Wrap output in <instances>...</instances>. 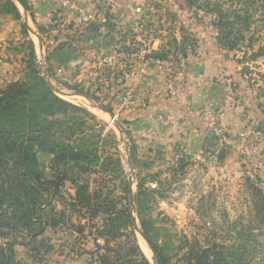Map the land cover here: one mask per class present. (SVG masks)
I'll use <instances>...</instances> for the list:
<instances>
[{"label":"rangeland","instance_id":"rangeland-1","mask_svg":"<svg viewBox=\"0 0 264 264\" xmlns=\"http://www.w3.org/2000/svg\"><path fill=\"white\" fill-rule=\"evenodd\" d=\"M13 1L16 3V0ZM176 1L167 0V8L161 10L155 5L152 15L146 16L133 29L139 34L142 30V35L145 34L150 39L159 35L158 31H162L168 53L185 54L193 39L186 35L183 24L171 16L177 10L173 4ZM178 2L185 6L189 11L187 14H190L191 19L194 18L193 22L201 30L214 31L215 44L226 57L236 63L239 68L238 77L246 81L257 95L263 96L264 0H196L194 6L188 5V0ZM207 2L211 5L219 4L228 20L235 22L229 39L219 37V28L213 25L217 20L216 14L207 12ZM20 10L19 19L10 14H0V90L14 82L26 80L29 68H33L57 97L84 109L99 125H104V136L113 135L117 140L122 138L127 142L126 137L121 136L118 131V127H122L120 119L111 122V116L116 106L114 96L128 88L120 87L117 83L111 85L116 80H111L109 65L102 63L109 57L108 51L89 53L95 49V45L107 46L111 40H98L96 43L88 42L89 44L82 40H73V51H63L60 58H53V44L62 47L64 43H69L67 25L58 23V18L55 17L49 21H38L37 25L33 23L35 28L31 24V6L29 5L28 10ZM237 16L243 20H237ZM26 21L31 33H39L40 42L26 30ZM176 32L181 33L180 41L185 37L184 48L182 44H172ZM228 42L235 45L232 50L226 48ZM73 54L76 59L82 57L80 55L85 56L89 64L82 67L79 64L78 69L66 70L64 61L74 57ZM98 62L102 66H97ZM113 75L116 77L117 72ZM228 84L229 82H224L227 91L232 87ZM215 102L216 104L211 101L208 108L209 111L217 112L219 118L225 106L223 101ZM94 110L97 114L92 112ZM105 112H109L110 116H106ZM169 121L171 123L172 120ZM219 127L224 128L220 123ZM120 143L109 144L105 150L121 159L123 179L130 189L132 208L135 204L138 177L145 180L147 188L156 191L147 205V217L153 224L152 239L161 249L166 250L165 255L170 258V264H182L183 258L190 257L191 251L197 249V244L204 249L212 244L232 246L237 239V233L243 234V239L247 241L245 263L264 264V169L256 164L253 151L249 154L245 150L230 153L225 149V144H219L221 150L216 153L198 149L202 153L198 152L193 157L186 156L176 161L179 151L172 144ZM131 146L135 148L134 162L129 151ZM40 162L46 163L47 160L42 157ZM103 177V174L91 175L84 177L82 181L89 184L90 190H98L103 185ZM108 190H113L115 200L122 195L117 183H107ZM256 190H260L262 196H257ZM74 191V187L67 181L60 187V195L67 205L69 196ZM57 204L59 210L64 208L66 211L63 222L56 228L44 229V234L38 237L45 239L52 250L47 254L41 251L35 255L24 245H16V260L23 264H97L96 249L92 241L94 235H88L86 228L83 234L78 233L79 225H85L86 219L80 220L78 215L71 213L63 206V201L58 200ZM132 216L140 229L136 215ZM94 223L101 225L98 219ZM133 233L141 250L140 244L145 242L134 229ZM5 242L7 238L0 237V244ZM119 242L120 240L110 242V248L115 247L116 251ZM98 244L102 245L103 241H98ZM149 251L151 252L150 249ZM144 257L147 258L145 255ZM147 260L150 264H157L152 252Z\"/></svg>","mask_w":264,"mask_h":264},{"label":"trees","instance_id":"trees-1","mask_svg":"<svg viewBox=\"0 0 264 264\" xmlns=\"http://www.w3.org/2000/svg\"><path fill=\"white\" fill-rule=\"evenodd\" d=\"M19 3L29 9L27 0ZM195 3L188 0L187 4ZM206 10L216 14L213 25L219 28V37L229 39L235 22L228 20L219 4L207 2ZM0 14L20 18L13 0H0ZM237 20L243 18L237 16ZM184 40L185 37L183 48ZM227 45L228 50L235 47L230 42ZM32 54L33 50L31 57ZM104 129L84 109L57 97L33 68H29L26 80L0 90V237L7 238L0 244V264H23L15 258L16 245H24L35 255L52 250L45 239L38 237L44 229L56 228L63 222L66 211L59 210L58 200L80 220L86 219L87 225H79L78 233L83 234L86 228L88 235H94L97 264H150L134 237L132 214L160 264H170L166 250L152 239L153 224L147 217V205L156 191L138 177L135 204L130 210L121 159L105 150L109 144H118V140L113 135L104 136ZM129 151L134 162L135 148L131 146ZM39 156L47 162H40ZM98 174L104 175L103 185L90 190L82 179ZM66 181L75 189L68 205L59 192ZM107 183H117L121 188L118 199H114L113 190L107 191ZM256 195L262 196L261 191L256 190ZM97 219L100 226L94 223ZM237 235L232 246L212 244L204 249L197 244L182 264H246L247 241L243 234ZM100 240L102 245L98 244ZM117 240L120 242L115 251L109 244Z\"/></svg>","mask_w":264,"mask_h":264},{"label":"crops","instance_id":"crops-1","mask_svg":"<svg viewBox=\"0 0 264 264\" xmlns=\"http://www.w3.org/2000/svg\"><path fill=\"white\" fill-rule=\"evenodd\" d=\"M27 1L32 8L31 24L34 27L38 21H49L55 17L58 18V23L67 25L70 44L64 43L63 48L53 44V58H60L63 51H73L75 40H82L87 44L96 43L98 40H111L110 44L102 46L103 48L95 45V49L89 53L108 51L109 57L102 63L109 65L111 80H116L111 82V85L117 83L120 87H127L132 93L131 103L126 105L118 117L123 127H119L118 131L121 136L126 137L127 142L118 138V144H172L178 149L181 159L186 156L193 157L202 149L216 153L221 150L219 144H225V149L230 153L245 150L249 154L253 151V156L257 159L256 164L260 169H264V95H257L246 81L238 77L239 68L236 63L226 57L215 44L214 31L201 30L199 25L193 22L194 18L191 19L190 14H187L189 11L181 2L175 0L173 4L177 10L171 16L183 24L186 35L193 40L185 53L189 64L186 86L179 96L171 97L165 91L164 76L155 68H145L138 60L144 48L149 50L151 55L168 53L163 32L158 31L159 35L150 39L145 34L142 35V30L140 35L133 29V26L143 22L146 16L152 15L155 5L159 10L167 8V0H111L107 24H93L84 30L69 25V19L55 7L42 4L39 0ZM74 1L91 12L102 0ZM16 3L20 13V9L24 8ZM26 30L31 33L28 21ZM31 34L40 42L39 33ZM174 37L175 45L183 42L184 37L180 41V32H176ZM73 56L65 59L66 70H75L80 65L82 67L89 64L85 56L80 55L82 57L79 59L75 58L76 55ZM102 63L98 62L97 66H102ZM115 72L116 77L113 75ZM224 82H229L228 86L232 85L229 91ZM215 100L223 101L225 106L221 116L217 118L218 124L220 123L227 132V140L224 143H221L208 127V105L211 101L216 104ZM159 113L169 117L171 123L161 125L156 121L154 116ZM104 114L110 116L109 112ZM209 131L212 133L210 139L206 138Z\"/></svg>","mask_w":264,"mask_h":264},{"label":"built area","instance_id":"built-area-1","mask_svg":"<svg viewBox=\"0 0 264 264\" xmlns=\"http://www.w3.org/2000/svg\"><path fill=\"white\" fill-rule=\"evenodd\" d=\"M42 4H48L55 7L58 11L65 14L69 19V25L80 30L96 24L105 26L109 20L111 0H102L94 11H87L84 6L74 0H39ZM138 50V49H137ZM145 68H155L164 76V87L166 93L171 97H177L186 86V80L189 71L188 59L185 54L180 52L167 53L163 58H156L146 48L141 50V57H138ZM116 102L115 111L111 117V122H115L126 105L132 101L131 90L126 89L114 96ZM208 127L217 135L220 142L227 140V132L219 127L217 122L218 113L214 110L208 112ZM154 119L161 125L168 124L169 117L164 115H155ZM181 159L177 154L175 160Z\"/></svg>","mask_w":264,"mask_h":264},{"label":"water","instance_id":"water-1","mask_svg":"<svg viewBox=\"0 0 264 264\" xmlns=\"http://www.w3.org/2000/svg\"><path fill=\"white\" fill-rule=\"evenodd\" d=\"M16 2L19 3V0H16ZM19 4H20V3H19ZM111 117H112V116H111ZM118 130H120L119 127H118ZM211 137H212V133H211V131H209V132L207 133V135H206V138L210 139ZM129 190H130V189H129ZM129 192H130V191H129ZM130 201H131V198H130V193H129V207H130V210L133 211V208L130 206ZM132 221H133V229H134V231L137 232V233L141 236V238L144 240V242L146 243V245L148 246V248L151 250V248H150V246L148 245V243H147V241H146V239H145L143 233H142L141 230L137 227L136 222H135V220L133 219V216H132ZM151 252L154 254V252H153L152 250H151ZM154 256H155V259H156V263H157V264H160V262H159V260H158V258L156 257L155 254H154Z\"/></svg>","mask_w":264,"mask_h":264},{"label":"bare ground","instance_id":"bare-ground-1","mask_svg":"<svg viewBox=\"0 0 264 264\" xmlns=\"http://www.w3.org/2000/svg\"><path fill=\"white\" fill-rule=\"evenodd\" d=\"M92 112H94L95 114H97V111H92ZM101 116V115H100ZM143 240V239H142ZM144 241V240H143ZM142 241V242H143ZM143 244V245H142ZM142 244H140V246H141V250H142V252H143V254L147 257V258H149V256L151 255V252L149 251V249L147 248V246L144 244V243H142Z\"/></svg>","mask_w":264,"mask_h":264}]
</instances>
